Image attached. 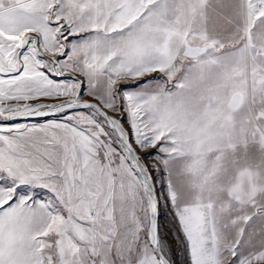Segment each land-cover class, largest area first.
Instances as JSON below:
<instances>
[{
  "label": "snow or ice",
  "instance_id": "snow-or-ice-1",
  "mask_svg": "<svg viewBox=\"0 0 264 264\" xmlns=\"http://www.w3.org/2000/svg\"><path fill=\"white\" fill-rule=\"evenodd\" d=\"M0 264H264V0H0Z\"/></svg>",
  "mask_w": 264,
  "mask_h": 264
}]
</instances>
